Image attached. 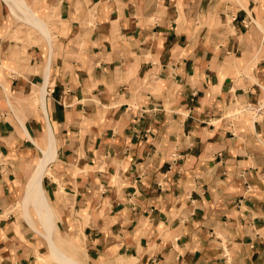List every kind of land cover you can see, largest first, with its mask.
I'll return each instance as SVG.
<instances>
[{"label": "crops", "instance_id": "obj_1", "mask_svg": "<svg viewBox=\"0 0 264 264\" xmlns=\"http://www.w3.org/2000/svg\"><path fill=\"white\" fill-rule=\"evenodd\" d=\"M42 156L90 257L264 264V0H0V264Z\"/></svg>", "mask_w": 264, "mask_h": 264}, {"label": "rangeland", "instance_id": "obj_2", "mask_svg": "<svg viewBox=\"0 0 264 264\" xmlns=\"http://www.w3.org/2000/svg\"><path fill=\"white\" fill-rule=\"evenodd\" d=\"M39 23V22H38ZM47 158L51 159L52 156L47 154ZM17 210L21 209L23 212V219L31 226L34 234L38 237H45L50 235L52 241L55 245L62 251L66 256L70 257L79 264H130L127 259L122 258L120 255L115 256L113 254H108L104 257H90V254L84 245H80L78 240H75L71 236H66L64 234L60 235L57 228L58 217L53 215L51 212V222L50 227H44L42 221L40 220L36 210L33 207V203L26 198L23 199V203L17 204ZM42 255H37L36 260L32 264H58L52 259L50 250L46 249L41 251Z\"/></svg>", "mask_w": 264, "mask_h": 264}, {"label": "bare ground", "instance_id": "obj_3", "mask_svg": "<svg viewBox=\"0 0 264 264\" xmlns=\"http://www.w3.org/2000/svg\"><path fill=\"white\" fill-rule=\"evenodd\" d=\"M42 24V23H38ZM44 27L43 25H39ZM45 155V154H44ZM47 157V155H46ZM46 160L42 158L40 159V163L38 168L32 174L27 186H26V200L32 201L36 212L42 221L44 227H48L52 225L51 219V208L45 200L43 191L41 189V178L43 172L45 171ZM48 241V246L50 253L52 255V259L55 260L58 264H79L78 262L74 261L70 257L66 256L60 249L55 245L52 241L50 235L46 236ZM37 264V263H36Z\"/></svg>", "mask_w": 264, "mask_h": 264}]
</instances>
